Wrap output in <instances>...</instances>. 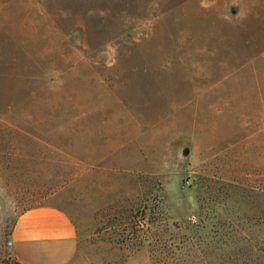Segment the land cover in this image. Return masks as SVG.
Masks as SVG:
<instances>
[{
	"label": "rangeland",
	"instance_id": "1",
	"mask_svg": "<svg viewBox=\"0 0 264 264\" xmlns=\"http://www.w3.org/2000/svg\"><path fill=\"white\" fill-rule=\"evenodd\" d=\"M40 205L69 264H264V0H0V264Z\"/></svg>",
	"mask_w": 264,
	"mask_h": 264
},
{
	"label": "crops",
	"instance_id": "2",
	"mask_svg": "<svg viewBox=\"0 0 264 264\" xmlns=\"http://www.w3.org/2000/svg\"><path fill=\"white\" fill-rule=\"evenodd\" d=\"M8 242L19 264H69L77 249V233L63 210L40 205L16 218Z\"/></svg>",
	"mask_w": 264,
	"mask_h": 264
},
{
	"label": "built area",
	"instance_id": "3",
	"mask_svg": "<svg viewBox=\"0 0 264 264\" xmlns=\"http://www.w3.org/2000/svg\"><path fill=\"white\" fill-rule=\"evenodd\" d=\"M8 244H9V242H8Z\"/></svg>",
	"mask_w": 264,
	"mask_h": 264
}]
</instances>
